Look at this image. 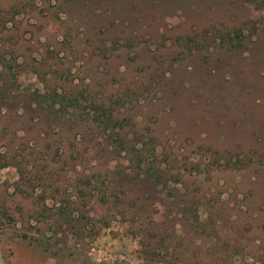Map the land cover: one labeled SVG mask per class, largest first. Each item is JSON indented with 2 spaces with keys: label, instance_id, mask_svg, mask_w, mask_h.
Here are the masks:
<instances>
[{
  "label": "rangeland",
  "instance_id": "rangeland-1",
  "mask_svg": "<svg viewBox=\"0 0 264 264\" xmlns=\"http://www.w3.org/2000/svg\"><path fill=\"white\" fill-rule=\"evenodd\" d=\"M2 233L9 264H264V0H0Z\"/></svg>",
  "mask_w": 264,
  "mask_h": 264
},
{
  "label": "trees",
  "instance_id": "trees-1",
  "mask_svg": "<svg viewBox=\"0 0 264 264\" xmlns=\"http://www.w3.org/2000/svg\"><path fill=\"white\" fill-rule=\"evenodd\" d=\"M55 96H56V98H54V101H55L54 102V106L61 105L62 102L66 101L65 96L62 95V94L56 93ZM85 118L86 117L83 118V116H82V120L81 121L85 122V123H89V122L93 123L94 125H96V127L98 129H100L102 126H104V127L111 126V124L113 125V123H114V119H113L112 116L108 117L107 119L105 118L106 121L104 120V118L102 116H92L90 119L84 120ZM78 120H79V118H78ZM137 142H138V145L141 144L140 140L137 141ZM148 170H150V168H148ZM156 175H157V178L159 179L158 182H160V179H161L162 176L159 173H157ZM160 183L163 184L162 182H160ZM160 183L158 185H160ZM168 183H169L168 181H165L164 185L167 186Z\"/></svg>",
  "mask_w": 264,
  "mask_h": 264
},
{
  "label": "flooded vegetation",
  "instance_id": "flooded-vegetation-1",
  "mask_svg": "<svg viewBox=\"0 0 264 264\" xmlns=\"http://www.w3.org/2000/svg\"><path fill=\"white\" fill-rule=\"evenodd\" d=\"M7 249V233L5 235L2 233L0 235V264H9Z\"/></svg>",
  "mask_w": 264,
  "mask_h": 264
}]
</instances>
